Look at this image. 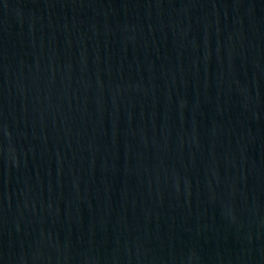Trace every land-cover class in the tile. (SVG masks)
<instances>
[{
	"label": "water",
	"instance_id": "1",
	"mask_svg": "<svg viewBox=\"0 0 264 264\" xmlns=\"http://www.w3.org/2000/svg\"><path fill=\"white\" fill-rule=\"evenodd\" d=\"M0 264H264V0H0Z\"/></svg>",
	"mask_w": 264,
	"mask_h": 264
}]
</instances>
